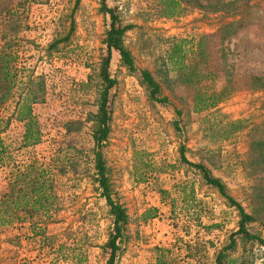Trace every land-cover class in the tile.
I'll list each match as a JSON object with an SVG mask.
<instances>
[{"label":"rangeland","instance_id":"1","mask_svg":"<svg viewBox=\"0 0 264 264\" xmlns=\"http://www.w3.org/2000/svg\"><path fill=\"white\" fill-rule=\"evenodd\" d=\"M162 1L104 0L119 25L130 26L122 44L136 68L130 72L112 51L109 72L117 84L110 91L108 135L100 152L113 195L128 216L126 240L119 244L115 264H151L155 248L169 249L175 264H215V256L237 230L238 213L180 162L179 149L183 146L189 162L204 165L225 185L228 195L254 218L247 231L264 239V161L252 146L253 139L264 140V0H175L183 13L172 19L162 17ZM109 24L101 0H0V55L8 52L11 57L10 81L0 71V139L11 157L7 166H0V194L11 166L34 158L66 169L54 172L57 209L50 220L35 216L0 229V264H49L50 250L33 236L32 225L56 237V244L65 242L68 230L75 232L86 247L85 264L106 263L101 247L112 232V218L95 181L91 151ZM190 37H205L202 56H190L188 64L207 78L186 87L176 81L165 58L171 41ZM141 71L151 73L168 103L149 99ZM38 78L44 101L34 106V114L43 138L38 146L20 151L23 125L15 112L29 83ZM6 85L10 93L4 101ZM226 88L227 98L214 109L193 111L196 92ZM213 116H218L216 123L243 120L245 125L224 139L218 131L206 130L205 121L212 122ZM57 150L74 151V170L67 169ZM138 151L150 154L162 169L171 168L156 182L136 184L132 172ZM182 182L194 184L198 221L184 213L174 192ZM158 186L178 200L175 217L161 203ZM151 208L158 211L157 218L142 222L141 215ZM198 241L206 243V257L188 263L184 243ZM234 241V248L224 251L226 262L264 264V246L241 237Z\"/></svg>","mask_w":264,"mask_h":264},{"label":"trees","instance_id":"2","mask_svg":"<svg viewBox=\"0 0 264 264\" xmlns=\"http://www.w3.org/2000/svg\"><path fill=\"white\" fill-rule=\"evenodd\" d=\"M79 1V0H77ZM162 17L165 19L177 18L182 15L183 9L178 1L163 0L161 2ZM101 12L109 17V29L106 32V38L103 42L105 45V56L103 58L99 76L102 81L103 90L101 92V101L98 104V110L95 117L97 130L93 135L94 149L91 151L93 157V165L95 172V181L98 185L101 198L104 199L108 208V213L112 218V232L108 241L101 247L107 254L108 258L105 264H115L118 252L120 250V243L126 240V228L128 225V216L126 209L114 197L111 190V185L107 176V169L105 167L100 147L102 142L108 135V124L110 121V112L108 109L110 102V91L115 88L116 80L111 77L109 66L111 61L112 51L118 52L122 64L130 71L135 72L133 59L130 53L123 47L122 39L124 34L130 29V26L122 27L119 25L118 17L113 8H109L104 0H101ZM227 25L226 27H229ZM205 37L198 38H184L173 40L168 46L166 54L167 65L171 68L170 72L176 74V81L186 87L194 85L207 77L203 76L195 67L190 66L188 61L190 56H202V45ZM68 39L61 40L62 42ZM60 41L56 42L57 45ZM10 61L11 57L8 52H2L0 55V71L4 77L10 81ZM141 83L145 85L149 93V99L155 103H168L166 97H162L160 85L154 80L153 76L148 71L140 72ZM254 82L261 83L262 79L253 77ZM10 87L6 85V94L4 101L8 98ZM43 84L38 78L32 80L27 88L26 93L22 96L20 103L17 105L15 116L16 120L23 125V133L18 150L32 149L42 142L43 132L37 117L34 114V106L44 101L43 98ZM228 90L223 89L218 93H200L196 92L193 97V111L203 112L214 109L227 98ZM218 116H213L211 120H206V130L218 131L224 139L230 138L239 130L244 128L245 121L236 120L226 123L214 122ZM205 124V125H206ZM259 127H255L258 129ZM216 129V130H215ZM253 149H256L259 156L256 157L264 161V140L259 138L253 139ZM252 149V150H253ZM75 150V149H74ZM8 148L0 139V166H7L11 157H9ZM58 151V150H57ZM61 155L63 163L69 170H74L76 162L74 161V151L72 154L70 150L66 152L58 151ZM78 152L77 150H75ZM180 162L192 169H194L201 177L202 181L210 187H214L219 195L226 201L230 208H234L239 217L237 230L230 236L229 244L217 253L215 256V264H229L224 260V251H228L235 246V237H241L246 242H257L264 246V239L250 234L246 226L254 221V218L248 215L243 207L237 203L231 196L228 195L225 185L217 178H214L211 172L202 164L189 162L185 156V148L182 146L179 149ZM7 162V164H5ZM168 167L162 169L159 165L153 164L150 160V154L145 152H136L134 154L133 172L132 176L136 184H144L149 181H157L160 174H164ZM52 163H41L36 159H31L26 164L16 165L10 167V173L6 178L7 184L5 191L0 194V229L9 228L15 224H23L28 222L31 218L39 216L44 219H51L53 213L57 209V196L54 192L55 170L59 171ZM66 169L61 168V172ZM174 192L180 196V202L184 207V213L193 217L198 221L197 205L194 184L190 182H182L174 186ZM157 193L163 205L168 206L170 214L175 217L176 205L178 200L172 198L170 192L157 187ZM158 211L156 209H148L141 215V221L146 223L157 218ZM32 225V224H31ZM34 237L41 238V244L50 250L52 258L49 264H60L68 262L72 264H85L86 252L85 245L76 240L75 232L68 230L65 233V242H59L54 236H47L44 228L37 225H32ZM204 242H185V259L193 262H201L206 257ZM155 259L151 264H175L173 254L166 248H155ZM233 264V263H232Z\"/></svg>","mask_w":264,"mask_h":264}]
</instances>
